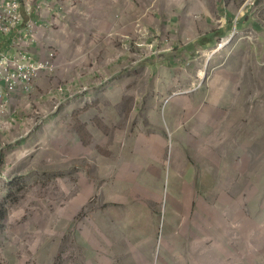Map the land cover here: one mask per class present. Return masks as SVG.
<instances>
[{
  "label": "rangeland",
  "instance_id": "374dc122",
  "mask_svg": "<svg viewBox=\"0 0 264 264\" xmlns=\"http://www.w3.org/2000/svg\"><path fill=\"white\" fill-rule=\"evenodd\" d=\"M176 2L110 0L106 43L91 44L106 46L105 84L74 90L62 78L57 126L0 172V264L264 260V0ZM158 9L203 24L209 12L232 30L169 63V27L148 24ZM61 19L53 35L67 47L82 26ZM60 66L67 74L66 56Z\"/></svg>",
  "mask_w": 264,
  "mask_h": 264
},
{
  "label": "crops",
  "instance_id": "0c3cea01",
  "mask_svg": "<svg viewBox=\"0 0 264 264\" xmlns=\"http://www.w3.org/2000/svg\"><path fill=\"white\" fill-rule=\"evenodd\" d=\"M64 1L71 8L67 10L63 7ZM82 1L84 3L83 11L80 10ZM119 1L122 4L124 2V0ZM126 2L132 8H137L136 4H139V0H126ZM214 4L216 7L221 5L219 0H214ZM38 5L41 6L40 10L35 11L34 8L33 11L34 29L32 36L21 35L23 39L22 50L28 53L32 60L39 62L44 61L50 51H54L56 66L51 72L42 70L28 89L19 85L15 92H9L7 85L4 82L0 83V172L9 167L17 166L20 161L24 160V151L21 148H28L33 143L34 150L40 151L38 149L42 148L40 141L44 129L56 127V122L61 115L59 110L55 109V105L59 106L69 99V92L60 90L62 89L60 88L61 84H65V78H68V85L74 90L81 89V87L102 88L107 78V71H102L103 68L101 70L97 66V62H101L102 56L106 54V46L100 43L101 46H104L102 49L98 45L93 47L91 44H94V39H102L106 43L108 38L106 26L111 20L113 9L110 0H36L35 6ZM43 7L49 9L43 11ZM219 11L224 14L221 7ZM137 12L136 9H133L130 14L127 10V17L130 19L129 24L138 23ZM197 12L198 10H196ZM157 13L156 15V11L153 12L154 16L148 24L156 34V31L159 30L157 26H161L162 23L169 27L170 44L173 50V53L170 52L169 63L174 62L175 57L173 56L177 55L178 51L182 56L187 57L189 54L202 53L200 49L215 47L217 41L226 37L232 30L226 21L220 27L208 24L211 16L209 12L203 13L207 15L205 24L200 22V18L194 16L193 12L187 14L171 12L167 17L164 15V11L160 9ZM185 16L186 19H183ZM56 17H62V22L69 21L72 26H82V30H75L73 36L69 35L71 40H69L67 47L61 46L60 40L53 35V32L56 31L53 29ZM244 18L245 20L236 19L237 27L248 22V17ZM120 19L123 20V16ZM86 25H92L90 30L87 29ZM100 25L102 28H99ZM88 43H90V47L87 46ZM18 50L13 45L12 35L0 36V54L15 55ZM64 56L67 57V74L64 72L65 68L60 66L63 64ZM89 58L95 61L92 65H86L83 68L81 65L87 64ZM90 90L84 94H89ZM82 99L87 101L84 102V105H91L89 96ZM70 105L80 106V102L76 100L70 102ZM46 118L47 123L44 122ZM39 121L42 122L39 123ZM75 132L77 131L74 130L73 133ZM183 264L194 263L192 260H183ZM211 264H264V260H219L217 258L211 260Z\"/></svg>",
  "mask_w": 264,
  "mask_h": 264
},
{
  "label": "built area",
  "instance_id": "2783aa9c",
  "mask_svg": "<svg viewBox=\"0 0 264 264\" xmlns=\"http://www.w3.org/2000/svg\"><path fill=\"white\" fill-rule=\"evenodd\" d=\"M35 1L0 0V36L12 35L13 45L19 49L15 55L0 54V83L4 82L9 92H15L19 85L28 89L42 70L51 72L55 68L54 51H50L47 58L39 62L32 60V57L22 50L21 35L32 36L33 11L34 8L35 11L41 8L39 5L35 6ZM58 107L55 105V109Z\"/></svg>",
  "mask_w": 264,
  "mask_h": 264
}]
</instances>
